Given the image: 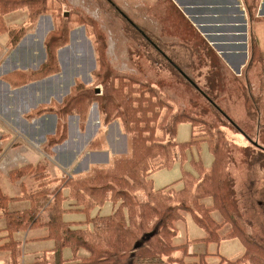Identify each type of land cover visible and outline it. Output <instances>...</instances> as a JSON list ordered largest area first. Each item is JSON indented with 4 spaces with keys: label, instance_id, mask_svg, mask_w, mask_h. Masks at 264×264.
Masks as SVG:
<instances>
[{
    "label": "trees",
    "instance_id": "trees-1",
    "mask_svg": "<svg viewBox=\"0 0 264 264\" xmlns=\"http://www.w3.org/2000/svg\"><path fill=\"white\" fill-rule=\"evenodd\" d=\"M57 3V0H0V34L7 31L9 48L17 47L19 32H24L26 27L22 26V23L19 26H8L6 15L21 12V7H25L30 13L28 17L33 26L32 22L36 18L33 15L34 10L37 13L41 8L57 9L54 8ZM60 22L57 19L48 44L45 45L46 58L39 68L27 72L18 70L6 76V79L15 85L59 73L61 70L57 51L66 44L71 25L83 23L85 26L86 33L93 43L95 57V68L91 73L93 84L88 86L77 80L61 103L54 101L48 106L41 105L28 115L30 118L47 112L57 115V130L48 137L47 148L50 150L67 139L69 115L77 114L81 125L84 126L92 100H96L98 104L101 134L113 115L119 119L123 128L130 131L132 137L128 153L115 155L108 164L93 165L87 173L80 176L52 175L44 164L24 165L9 172L11 183H16L22 177L29 179V185L23 181L21 196L17 197L28 201V207L23 210L8 208L9 201L17 198L5 194L0 186V212L6 218L5 230L9 239L5 243V249L10 251L9 264H21L20 242L15 240L14 234L37 227L48 229L47 237L55 242V246L37 256L33 262L24 264H210L206 260L208 253L198 255L199 261L187 259L191 256L189 246L195 239L184 237V240L182 237L179 240L182 242L176 241L180 234L183 236L178 224L184 226L187 222L186 217L182 215L184 211L189 212L192 220L206 233L204 237L196 240L220 243L225 239H238L243 245L244 251L238 258L222 257L217 264H264V242L251 234L250 225L239 213L235 184L228 172L234 162L229 155V145H223L224 141L220 137L212 136L208 139L209 152L215 158L208 168L192 159L188 160L186 151L193 142L191 139L186 142L177 141L175 127L179 123H187L191 125L193 135L200 134L201 128H197L193 118L189 117L191 114L200 118L192 112L191 102H187L188 108L181 107L174 112L169 96L162 93L145 73L132 74L116 70L105 54L108 45L106 33H103L100 25L93 19L78 15V19L74 20L70 14L63 16ZM211 52L212 50L209 54ZM255 56L254 47L251 64L255 62ZM168 60L184 81L186 79L219 115L225 117L228 123L245 135L203 88L193 83L181 68ZM248 67L250 68V63ZM238 76L244 79L246 88H250L246 75ZM96 82L107 86V94L101 96L97 95V92L86 93L90 87L96 86ZM248 95L245 104L250 102L253 107L255 97L251 91ZM162 107L171 112L170 117L165 113L163 123L161 122L162 129L169 126L170 128L164 130L162 138H155L151 135L156 128L154 119L161 113ZM258 113L261 117V110ZM251 117L256 119V114L253 113ZM261 122L259 119V126L263 125ZM208 127L212 130L214 124ZM101 134L88 143V150L101 149ZM222 152L225 159H221ZM155 157L159 159L156 163ZM178 157L182 159V165L184 161L190 162L198 177L188 178L192 179L191 186L176 193L171 192L169 188L176 181L155 188L152 175L160 169L172 168L174 159ZM182 171V177L177 182L190 174V171ZM141 193L144 194L145 200ZM208 198L213 200L212 207L200 203L201 199ZM107 202L112 203L111 213H97L91 216L93 209ZM215 210L221 213L225 222H231L233 226L230 233L221 237L213 232L212 227L217 229V223L206 214ZM70 212H83L86 218L67 221L64 215ZM66 248L72 251L70 258L64 257ZM80 250L84 253L81 254ZM177 251L180 254L175 256Z\"/></svg>",
    "mask_w": 264,
    "mask_h": 264
},
{
    "label": "rangeland",
    "instance_id": "rangeland-1",
    "mask_svg": "<svg viewBox=\"0 0 264 264\" xmlns=\"http://www.w3.org/2000/svg\"><path fill=\"white\" fill-rule=\"evenodd\" d=\"M57 2L54 7L57 9L44 10L41 8L37 13L32 10L34 17H36L32 22L33 26L29 21L28 14L30 13L27 12V8L21 7L22 9L19 11L22 13L9 14L8 26H19L22 23V26L26 27L24 32H19L17 44L20 46L17 45L18 50L13 53L16 58L22 57V61H26L20 63L19 66L36 69L45 60L47 54L45 45L48 44V39L57 19L60 22L63 16L72 14L74 20L78 19V15H85L86 18L96 21L103 33H106L108 45L105 54L116 70L132 74L145 73L161 89L162 93L169 96L174 112L181 107L188 108L187 102H191L192 112L200 118L198 119L191 114L189 117L193 118L197 128H201L200 134L193 135L191 125L187 123H179L175 127L177 141L186 142L191 139L193 142L186 151L188 160L192 159L195 163L208 168L215 159L209 152L208 139L212 136L220 137L224 141L223 145L226 143L229 145L228 149L231 150L229 155L234 162L229 167L228 172L235 184L239 213L250 225L251 234L264 242V94L263 98L256 95L255 85L250 84L253 79L255 81L257 78L253 77L254 71L252 69L250 71L252 76L249 77L250 90V88H246L244 79L240 76L237 77L238 72L226 63L227 60L221 58L222 55L209 44L204 36L202 37L200 31L188 17L177 10L175 0H65V2L57 0ZM71 26V30L67 33L66 44L57 51L61 71L42 82L39 86V93L36 95L33 93L36 89L35 86H31L30 90L23 91V95L19 96L20 98L12 94L9 99L0 101V108L4 110L8 108L9 114H12L11 117H9L10 115L5 116L7 120L10 119V127L14 128V131L3 132V134L10 133L12 135L6 144L10 148H15L14 157L8 156L5 159H25L28 157V153L23 147V140L33 142L34 144L31 146H38V150L41 151L46 142V137L53 134L56 129L57 118L55 116L49 115L30 121L23 118L25 112L22 117L19 116L21 106L25 110L27 108L26 103L37 96L39 97L31 105L32 108L42 102H49L51 99L62 101L61 99L64 95L69 94L70 88L75 85L77 80L88 86L93 84L91 76L95 68L93 43L87 35L83 23H76ZM4 43L10 44L7 31L0 34V44L3 45ZM209 49L212 50L211 54H209L211 51ZM28 53H30L29 59H27ZM260 56L261 54L256 51L255 59H259ZM168 59L181 68L193 83L203 88L247 136L228 123L225 117L219 115L186 79L184 81ZM95 85L94 88L90 87L86 90V93L94 94L98 91L97 95L107 94L106 85L100 82H96ZM249 91L255 97L253 98V107L250 102L245 104V99L249 97ZM91 103L84 126L81 125L77 114L71 115L68 119V139L54 148L52 156L46 154L48 158L43 159L44 161L55 160V162H49L46 165L47 169L54 175L85 174L93 165L108 164L115 155L128 153L129 142L132 137L130 131L128 132L123 128L124 126L119 119L111 115L110 123L101 134L100 127L102 124L98 113V104L96 100H92ZM258 109L261 110V117ZM165 113H167V117H170V110L162 107L161 113L154 119L156 128L151 135L155 138H162L164 130L170 128L169 126L168 128L164 127V130L162 129L161 122L163 123L162 119L165 117ZM253 113L256 114V119L251 117ZM259 119L263 125L259 126ZM210 124H214L212 130H209ZM4 129L5 127L0 126V130ZM98 132L103 137V140L100 141L101 149L106 147L102 151L91 152L87 149V145ZM38 150L33 148L31 154L34 157L30 160L43 158ZM43 153H46L45 148ZM154 159H156L155 163L159 161L158 157ZM221 159H225L223 152ZM174 160L175 163L172 168L160 169L152 175L155 188H161L176 181L173 186L169 187L171 192L176 193L191 186L192 179L188 178L191 176L198 177V173L192 168L190 162L184 161L182 165L180 157ZM182 170L190 171V174L177 182L182 177ZM8 191L12 192L10 186ZM141 197L145 200L143 193H141ZM212 201V198L201 199L200 203L212 207ZM111 208L112 203L107 202L103 206L93 209L91 216L97 213L109 214ZM206 214L209 219H214L218 225L217 229L212 227L215 235L221 237L232 231V223L225 222L217 210L208 211ZM182 215L186 217L187 222L184 226L178 224L183 236L180 234L176 241L182 242L179 241L182 237L195 239L190 245L194 246L195 251L207 252L206 260L210 264H217L222 257L236 259L244 251L243 245L238 239H225L220 243L196 240L205 236V231L197 226L189 212L184 211ZM64 218L83 220L86 218V214L72 212L65 214ZM66 249L68 252H65V255H71L72 251L69 248ZM179 254L178 251L174 253L175 256ZM188 260L199 261L198 258ZM246 264L251 263L247 262Z\"/></svg>",
    "mask_w": 264,
    "mask_h": 264
},
{
    "label": "crops",
    "instance_id": "crops-1",
    "mask_svg": "<svg viewBox=\"0 0 264 264\" xmlns=\"http://www.w3.org/2000/svg\"><path fill=\"white\" fill-rule=\"evenodd\" d=\"M175 5L177 10L183 12V14H185L188 17V19L193 23V25L197 27V29L202 34V37L204 36L208 40L209 44L213 48L217 49V51L222 55L221 58L225 61L227 60L228 62L226 61V63L230 65L232 69L238 72V75L241 74L242 76L246 75V80L248 83H249V77L251 76L250 75L251 69L254 71L253 77L254 78L257 77V78L255 81L253 79L252 83L250 84L255 85L254 86L255 91H257L256 95H260L261 98H263L264 0H175ZM8 16L9 14L5 16L6 23L8 22L7 21ZM18 46L13 49H9L6 43H4L3 45L0 44V101L9 99L12 94H15L17 98H20L19 96L23 95V91L24 92L28 91V89L31 86H35L36 89L33 91V93L36 95L39 93L40 84L45 80L55 76V74H53L51 76L39 80L30 81L26 84H20V83H15V85L11 84L6 79V76L8 74L18 70L26 71V72L34 71L37 70L39 66L44 62L43 60L36 69H27V67L21 68L19 64L24 63L26 61L23 62L22 57L18 59V57L16 58L15 54H13L14 52H17ZM254 47H255V53L256 51H258V54L260 53L261 56L259 59H255V62H252L251 64L250 59H252L253 57ZM32 54L34 55L33 51ZM29 56L30 53H28L27 59H29ZM249 63H250V68L248 67ZM254 82L255 84H253ZM256 84H257V89H256ZM70 91L68 93H70ZM65 96L66 95H64V97ZM38 97L39 96L29 101V103H26L27 108L25 110L23 109V106H21V110H19L20 111L19 116L22 117L23 113L25 112L24 113L25 116L23 118L30 121H34L35 118L45 117L49 115L55 116L57 118V115L52 112H47L42 114L41 116H33L31 118L28 116L34 109L38 108L41 105L48 106L52 104L54 101L61 103L64 99V97L61 99L62 101L51 99L49 102H42L38 104L36 107L32 108L31 105H33V102H35L36 98ZM5 115L6 116L10 115L9 117L12 116L11 113L9 114L8 108H6L5 110L0 108V126L5 127L4 130H0L1 133L0 134V146H1L0 147V186L5 194L17 198L18 196H21L20 188L22 186L23 181H25L29 185V179L22 177L21 179L16 181V183H11L9 181V172L11 170L20 168L24 165L34 166L37 164H44L46 166L49 164V162L50 163L55 162L54 159L51 160L48 159L47 161H44L43 159H47L48 158L47 155L52 156L54 154V148L57 147L56 145L52 147L50 150L49 148H47V139L50 135L55 134L57 130V123L54 133L49 134L46 137V142L43 144L44 147L42 148L41 151L38 150L39 149L38 146L35 147L31 146V144H34L33 142L31 141L27 142L23 140L24 141L23 147L26 149L27 151L26 153H28V157H26L25 159H5L8 156H10V158H13L15 152L14 150L15 148L13 147L10 148L9 145L6 144L9 142L12 135L10 133L3 134V132L5 131L6 132L14 131V128L10 127L9 125L10 119L7 120ZM70 116L71 115L68 116V119ZM68 119H67V125L69 132ZM57 122H58V118H57ZM97 135L98 133L96 134V136ZM68 137L69 136L67 135V139ZM105 147L106 146H104L103 149ZM33 148H36L39 152H41L42 154L41 156H43L42 159L30 160L34 157V155L31 154ZM44 148L46 150V153H43ZM103 149H99V151H102ZM24 154H25V150H24ZM5 168H8L6 169L7 171L5 170ZM51 174L54 175L53 173ZM68 175L78 176V175H73L71 173H69ZM9 186L12 192L8 191ZM28 205L29 204L27 200L25 201L17 198L13 201H9L8 208L11 210L18 211L25 209L26 207H28ZM65 220L78 221V220H68V219ZM5 227H6V218L4 217L2 212H0V264H9L8 256L10 254V251L8 249H5V243L8 241L9 238L6 237L7 231L5 230ZM47 236H48V229L46 227L29 228L25 231H19L14 234L15 240L20 242L19 248L21 252V257H20L21 264L33 262L37 256H40L45 251L54 248L55 242L52 239L48 238ZM194 249L195 248L193 245L189 246V253L191 254V256H189L187 259H197L198 255L207 253V252H201L199 250L195 251ZM65 252H68L67 249L64 250L65 258H70L72 256V254L65 255ZM80 253L83 254L84 252L80 250Z\"/></svg>",
    "mask_w": 264,
    "mask_h": 264
},
{
    "label": "water",
    "instance_id": "water-1",
    "mask_svg": "<svg viewBox=\"0 0 264 264\" xmlns=\"http://www.w3.org/2000/svg\"><path fill=\"white\" fill-rule=\"evenodd\" d=\"M98 93V91H96ZM255 145H258L257 143H255Z\"/></svg>",
    "mask_w": 264,
    "mask_h": 264
}]
</instances>
